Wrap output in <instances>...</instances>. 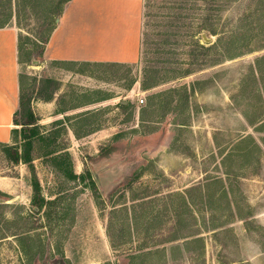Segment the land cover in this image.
<instances>
[{"label":"rangeland","instance_id":"1","mask_svg":"<svg viewBox=\"0 0 264 264\" xmlns=\"http://www.w3.org/2000/svg\"><path fill=\"white\" fill-rule=\"evenodd\" d=\"M67 1L0 2L24 62L0 264H264V0H143L132 61L47 62Z\"/></svg>","mask_w":264,"mask_h":264},{"label":"crops","instance_id":"2","mask_svg":"<svg viewBox=\"0 0 264 264\" xmlns=\"http://www.w3.org/2000/svg\"><path fill=\"white\" fill-rule=\"evenodd\" d=\"M143 0H68L43 49L45 61L124 63L138 53ZM22 49L13 23L0 27V145L13 141L21 104Z\"/></svg>","mask_w":264,"mask_h":264},{"label":"trees","instance_id":"3","mask_svg":"<svg viewBox=\"0 0 264 264\" xmlns=\"http://www.w3.org/2000/svg\"><path fill=\"white\" fill-rule=\"evenodd\" d=\"M0 2H1V0H0ZM3 14H4L3 12H0V16H2ZM6 20L7 19L5 18V19H2L0 21V27L7 24ZM212 31H214V30H212ZM45 42H47V39H46ZM21 101H22V99H21ZM29 113L31 114V119L28 122L23 123V126H22V129H24L23 130V132H24V134H23L24 143L26 145L25 148H24V152H22L21 154H18L19 150L16 149V147H14V149H15L14 153L15 154H13V158H14V161L22 160V161H24V162H26L28 164H31L32 163V157L29 155V149L31 148V144H32V141H31V137L32 136L27 134V132L25 130V127L27 125H37L36 124L37 123V119L33 116L31 110H29ZM15 122H16V119H15ZM28 127H30V133H32V135H35L37 133V128L31 129V127H34V126H28ZM15 131H17L16 128L13 130V134H14ZM2 145L5 148L9 147L8 144H2ZM70 175H71V177H74V178L76 177V174H74L73 172L70 173ZM32 186H33V189H34V192H35L34 198H33L34 204L38 205L39 207H42L44 205V203H45V199L40 194L41 193V185H40V181L38 180V178L33 180Z\"/></svg>","mask_w":264,"mask_h":264},{"label":"water","instance_id":"4","mask_svg":"<svg viewBox=\"0 0 264 264\" xmlns=\"http://www.w3.org/2000/svg\"><path fill=\"white\" fill-rule=\"evenodd\" d=\"M202 37H203L204 41H206L208 43H210L212 41V38L210 36H208L206 33H203ZM35 62L38 63L39 61L35 60Z\"/></svg>","mask_w":264,"mask_h":264},{"label":"built area","instance_id":"5","mask_svg":"<svg viewBox=\"0 0 264 264\" xmlns=\"http://www.w3.org/2000/svg\"><path fill=\"white\" fill-rule=\"evenodd\" d=\"M140 102H141V103H143V102H144V99H143V98H141V99H140Z\"/></svg>","mask_w":264,"mask_h":264}]
</instances>
